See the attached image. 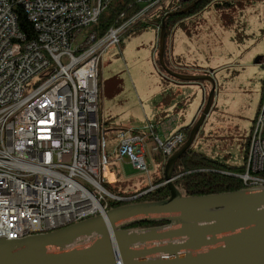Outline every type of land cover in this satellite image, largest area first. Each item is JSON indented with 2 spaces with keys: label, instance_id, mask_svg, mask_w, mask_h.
<instances>
[{
  "label": "built area",
  "instance_id": "2783aa9c",
  "mask_svg": "<svg viewBox=\"0 0 264 264\" xmlns=\"http://www.w3.org/2000/svg\"><path fill=\"white\" fill-rule=\"evenodd\" d=\"M16 1L38 37L18 50L25 33L13 0H0V238L9 239L18 229L38 233L98 215L99 203L124 198L105 187L109 163L99 115V77L102 59L120 44L126 23L104 36L94 29L114 0ZM131 2L142 7L133 18L180 8L174 7L180 0ZM36 76L42 81L26 94L27 83ZM263 116L264 96L248 141L246 170L237 174L246 188L264 187L258 175L264 172ZM145 129L120 132L116 152L119 162L128 160L149 174V153L168 158L188 135L182 130L164 141L154 125Z\"/></svg>",
  "mask_w": 264,
  "mask_h": 264
},
{
  "label": "rangeland",
  "instance_id": "374dc122",
  "mask_svg": "<svg viewBox=\"0 0 264 264\" xmlns=\"http://www.w3.org/2000/svg\"><path fill=\"white\" fill-rule=\"evenodd\" d=\"M174 7L179 8L180 3L177 2ZM177 25L188 35L183 46L187 58L179 56V63L185 59V63L194 67L191 73L196 72L193 70L195 68L213 70L217 84L214 106L192 148L212 159L241 166L247 140L263 99L264 0H238L225 9L213 3L195 17ZM177 34H181V31L178 30ZM159 38L158 26L149 15L135 17L121 29L120 44L113 46L102 59L99 115L109 167L113 162L119 163L116 149L120 132L129 135L134 133V129L148 132L144 128L150 124L161 128L165 125L166 129L171 130L176 127L175 121L181 127L185 125L182 122L190 124L194 118L189 112L173 119L170 112L158 113L156 101L159 102L160 96L183 93L182 87L176 89L167 81L177 82L162 68ZM170 65L175 70H183L175 64ZM41 81L40 76L31 79L27 83L26 94ZM206 89L202 109L207 101L209 88L206 86ZM155 96L157 99L153 100ZM189 96L190 102L197 98L196 93ZM168 102L169 99L165 97L164 103ZM148 142L150 147L155 143L153 138ZM147 162L150 174L135 169L127 160L121 162L123 173L120 170L111 172L109 168L110 180L113 179L111 173L122 174L118 182H111V190L132 193L146 187H150L151 191L162 186L163 182L156 183L164 178L166 157L152 155ZM124 172L129 176L124 178ZM132 225L130 228H142Z\"/></svg>",
  "mask_w": 264,
  "mask_h": 264
},
{
  "label": "water",
  "instance_id": "95a60500",
  "mask_svg": "<svg viewBox=\"0 0 264 264\" xmlns=\"http://www.w3.org/2000/svg\"><path fill=\"white\" fill-rule=\"evenodd\" d=\"M196 3L167 12L161 23L162 68L176 80L209 88L188 138L167 158L161 185L168 186L170 195L154 201H136L143 193L124 197L131 202L105 214L18 239L1 237L0 264H264V187L190 196L175 183L176 164L192 147L216 98L213 70L178 71L165 59L166 19ZM142 221L169 223L130 228Z\"/></svg>",
  "mask_w": 264,
  "mask_h": 264
},
{
  "label": "trees",
  "instance_id": "16d2710c",
  "mask_svg": "<svg viewBox=\"0 0 264 264\" xmlns=\"http://www.w3.org/2000/svg\"><path fill=\"white\" fill-rule=\"evenodd\" d=\"M197 1L196 5L192 7L186 13H178L176 15H172L166 19V49H165V59L166 62L170 65V61L168 59V38L172 29L179 23L183 22L185 19H188L192 16H195L198 13L204 11L211 4H215L217 7L222 9L229 8L235 4V1L238 0H195ZM180 3V8L186 7L190 5L189 3ZM13 12L17 16L18 24L20 29L25 33L26 41H31L37 39V32L33 27V24L29 21L26 13L23 8L16 0H13L12 5ZM142 7L137 4H132L131 0H114L111 2L106 10L101 14L98 23L95 25L94 29L97 31L99 36H104L111 28H119L123 26L125 23L130 21L134 16L140 13ZM170 11V9L159 8L152 11L149 14V17L154 20L156 25H160L165 14ZM171 66V65H170ZM184 71V70H178ZM188 72V71H187ZM203 71H197L195 73H202ZM179 81V80H177ZM183 82V81H179ZM200 83V82H199ZM263 83V96H264V79ZM206 86V83H201ZM139 131L138 129L134 130L136 133ZM187 135L190 134V127L184 129ZM250 137V136H249ZM247 140V147L248 141ZM246 152L244 162L241 166H232L227 163L226 160L221 159H212L207 157L200 151L194 150L192 147L180 157L175 167V175L178 178L175 180V183L178 187H180L186 195L197 196V195H207L214 194L220 192H231L238 191L246 188L243 180L237 176V174L244 173L246 170L245 160H246ZM162 155V154H159ZM167 159V158H166ZM111 171H117L118 164L113 162L110 165ZM120 173H118V176ZM258 175L263 176L264 172L258 173ZM164 182V178L158 181L156 184H160ZM155 184V185H156ZM107 189L114 194H118L123 197H132L138 194L143 193L141 197L136 199L137 201H154L165 199L170 195V190L167 185H162L157 187L154 190L148 191L150 187L143 188L141 190L134 191L132 193H126L123 191H115L111 190V184L107 182L105 184ZM146 192V193H144ZM131 201L123 200V201H115L111 202L110 208L118 207L120 205L126 204ZM168 221H142L138 222L132 227H151L158 226Z\"/></svg>",
  "mask_w": 264,
  "mask_h": 264
},
{
  "label": "crops",
  "instance_id": "0c3cea01",
  "mask_svg": "<svg viewBox=\"0 0 264 264\" xmlns=\"http://www.w3.org/2000/svg\"><path fill=\"white\" fill-rule=\"evenodd\" d=\"M181 28L182 27L180 25H177L171 31V41L168 42V59H169L170 63L175 64L176 67L182 68L184 71L192 72L191 69L194 67H190V64L185 63V59H183V61H181L182 63H179L180 62V60L178 59L179 56H182L183 58H187V54H186V51L183 49V46L185 44L186 38H188V35ZM178 30L181 31V34H179V35L177 34ZM193 70L196 72L197 71H205L202 69L199 70V68H197V69L195 68ZM167 81L169 83H171L176 89H178L179 87H182L181 90L183 91V93L179 94L177 96H160L159 102L156 101V103L158 104V111H159L158 113L161 114L163 112H170L172 114L171 117L173 119V117L175 118L177 116L176 118H179L182 115L184 116V114H186V112H189L191 117H194V118L190 124L187 122L186 123L182 122V124H185V125H183V126L180 125L181 127H178L179 125L175 121L176 127H174L171 130L166 129L165 125L162 126V128H161L160 126H157L155 124H150V125H154V130L156 131V134H158L161 139H162L161 136H163L164 138H166V140L168 138H170L171 136H173L174 134H176L177 132L186 129L193 124L195 119H197V117L200 115V112H201V109H202V106H203L204 100H205V94H206V86L204 84L199 83V82H184V81L183 82H179V81L174 82L172 80H167ZM195 93L197 96L196 100L194 102H190L191 96H189V94H195ZM165 97L169 99L168 103H164ZM155 99H157V96H155L153 98V100H155ZM148 126L149 125H146L145 128ZM102 128H103V124H102ZM145 128H144V130H146ZM134 130H136V129H134ZM134 130L132 132H134ZM138 130L143 132L141 129H138ZM176 130H178V131H176ZM152 155H153V157H156L157 154H153L152 152H150L148 158L151 159ZM124 161L125 160H123L122 162H124ZM116 163L118 164L117 170H120L123 173V170H121V168H120L122 165L121 162L118 163L116 161ZM113 172H115V171H113ZM118 173L119 172H117L116 174L111 173L113 179L110 180V177H109L110 172L108 169L107 175H108L110 184H111V182L112 183L118 182L120 177H122V174H120L118 176ZM128 176L129 175H125V172H124V178L128 177Z\"/></svg>",
  "mask_w": 264,
  "mask_h": 264
},
{
  "label": "bare ground",
  "instance_id": "6f19581e",
  "mask_svg": "<svg viewBox=\"0 0 264 264\" xmlns=\"http://www.w3.org/2000/svg\"><path fill=\"white\" fill-rule=\"evenodd\" d=\"M193 2V1H192ZM37 32V37H38V30H36ZM33 41V40H31ZM31 41H26V36L24 35V38L21 39V41H18V50H25V46L30 45ZM259 133H263L264 134V116L263 118H259ZM263 183H264V178H263ZM111 204H106V203H99L98 204V212L99 214H105L106 211L110 208ZM57 228H61V227H56ZM48 231H52V230H38V233H44V232H48ZM30 234H37V233H27L25 229H18L16 230V233H12L11 234V239H18V238H22L24 236L30 235Z\"/></svg>",
  "mask_w": 264,
  "mask_h": 264
},
{
  "label": "flooded vegetation",
  "instance_id": "af4514ba",
  "mask_svg": "<svg viewBox=\"0 0 264 264\" xmlns=\"http://www.w3.org/2000/svg\"><path fill=\"white\" fill-rule=\"evenodd\" d=\"M194 1H195V0H194ZM194 1H193V2H194Z\"/></svg>",
  "mask_w": 264,
  "mask_h": 264
}]
</instances>
